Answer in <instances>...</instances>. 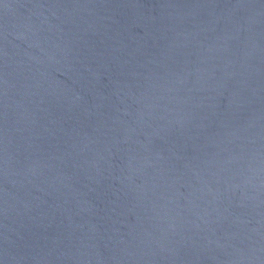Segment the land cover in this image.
<instances>
[{"label":"water","instance_id":"obj_1","mask_svg":"<svg viewBox=\"0 0 264 264\" xmlns=\"http://www.w3.org/2000/svg\"><path fill=\"white\" fill-rule=\"evenodd\" d=\"M0 264H264V0H0Z\"/></svg>","mask_w":264,"mask_h":264}]
</instances>
